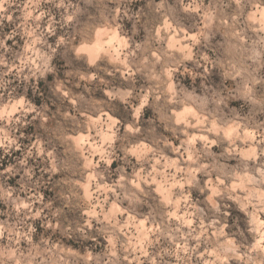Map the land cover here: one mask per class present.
<instances>
[{"label":"clouds","instance_id":"1","mask_svg":"<svg viewBox=\"0 0 264 264\" xmlns=\"http://www.w3.org/2000/svg\"><path fill=\"white\" fill-rule=\"evenodd\" d=\"M0 264H264V0H0Z\"/></svg>","mask_w":264,"mask_h":264}]
</instances>
